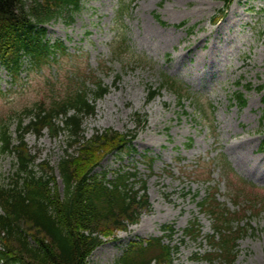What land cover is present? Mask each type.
I'll return each mask as SVG.
<instances>
[{
  "label": "rangeland",
  "instance_id": "1",
  "mask_svg": "<svg viewBox=\"0 0 264 264\" xmlns=\"http://www.w3.org/2000/svg\"><path fill=\"white\" fill-rule=\"evenodd\" d=\"M118 1L85 0L73 19L65 13L47 24L46 38L52 43L63 40L71 54L60 63L23 70L17 80L0 65V123L9 120L12 111L48 99L47 81L55 82L58 75V86L67 84L73 71L90 80L94 75L102 78L110 91L98 100L96 113L84 117L87 137L105 129L131 133L138 115L147 122L132 148L107 151L95 172H107L108 178L119 171L136 172L134 187L146 182L150 208L142 211L137 224L105 237L89 264H115L131 241L170 234L164 228L168 225L175 230L167 240L180 247L177 262L207 264L194 257L196 251L211 249L206 239L213 232V219L201 208L210 193L229 211L241 209L247 215L239 223L248 230L238 241L235 264H264V90L258 89L264 85V0H234L217 24L212 19L224 6L222 0H125V19L115 21ZM114 27L151 61L131 53L114 56ZM164 73L184 81L195 96L180 104L177 94L164 87L148 101L149 87L158 89ZM239 92L246 99L244 106L237 100ZM200 106L210 111L207 122ZM11 129L15 131L16 123ZM25 141L37 162L45 160L56 168L62 156L77 150L62 129L55 135L47 129L41 136L28 133ZM225 161L238 176L257 185L255 189L228 176ZM15 169L14 155L0 154V183H10ZM36 169L43 171L42 165ZM57 185L63 195L58 174ZM237 189L244 191L240 197ZM195 221L202 228L199 239L185 232Z\"/></svg>",
  "mask_w": 264,
  "mask_h": 264
},
{
  "label": "trees",
  "instance_id": "2",
  "mask_svg": "<svg viewBox=\"0 0 264 264\" xmlns=\"http://www.w3.org/2000/svg\"><path fill=\"white\" fill-rule=\"evenodd\" d=\"M84 1L0 0V63L15 80L23 70L29 73L42 69L43 65L60 63L69 55L63 40L52 43L46 38L45 24L64 13L73 19V14L83 8ZM232 1L224 0L222 14ZM116 13V19L125 14L123 1ZM114 38L111 44L114 56L122 58L126 53H133L146 61L144 55L133 51L125 33L117 31ZM26 61L28 66L24 68ZM68 76V83L63 86L56 85L59 75L55 82L48 80L51 87L48 99L37 100L21 111H12L9 120L0 123V154L16 157L12 181L7 185L0 183V264H89L90 255L103 244V237L112 236L117 228L127 229L139 220L142 210L150 206L146 193L141 192L146 190V183L141 181L140 188L134 187L132 177L137 176L136 173L120 171L112 179L107 178L106 173H93L107 151L123 149L127 144L131 146L134 135L106 129L85 140L84 117L95 114L97 101L109 92V87L96 75L95 80L75 71ZM163 78L158 89L149 87L148 100L155 98L163 87L174 91L179 103L191 97L189 87L182 81L168 74ZM263 88L261 85L259 90ZM237 99L241 106L246 104L243 94H238ZM199 110L205 112L203 118L207 120L205 109ZM138 117L145 121V117ZM14 123L15 131L11 129ZM46 128L55 134L62 129L69 136L70 146L79 144L76 153L62 156L57 168L47 161L37 163V157L31 154L25 141L28 132L41 136ZM40 164L43 171L36 169ZM57 169L64 183L63 195L57 185ZM224 169L242 186L250 185L255 189V184L238 176L229 162L225 161ZM231 184L234 185V181L231 180ZM237 190L236 196L240 197L244 191ZM216 199L215 193H210L202 202L201 208L208 209L205 211L213 219L214 232L207 238L212 251L197 256V260L208 264H235L238 241L248 230V226L239 227V223L246 220L247 215L244 211L240 213L241 209L229 211ZM170 230L166 236L171 239L175 229ZM185 232L198 239L202 229L195 221ZM164 238L131 241L115 264H175L173 254L178 247L165 243Z\"/></svg>",
  "mask_w": 264,
  "mask_h": 264
}]
</instances>
